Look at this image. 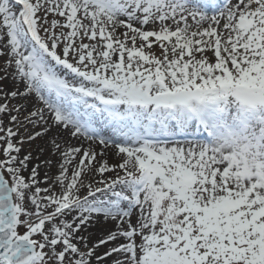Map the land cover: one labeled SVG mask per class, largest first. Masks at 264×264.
I'll return each instance as SVG.
<instances>
[{"label":"snow or ice","instance_id":"obj_1","mask_svg":"<svg viewBox=\"0 0 264 264\" xmlns=\"http://www.w3.org/2000/svg\"><path fill=\"white\" fill-rule=\"evenodd\" d=\"M0 61V264H264V0H0Z\"/></svg>","mask_w":264,"mask_h":264},{"label":"bare ground","instance_id":"obj_2","mask_svg":"<svg viewBox=\"0 0 264 264\" xmlns=\"http://www.w3.org/2000/svg\"><path fill=\"white\" fill-rule=\"evenodd\" d=\"M1 62H2V61H1ZM36 144H39V145H41V146H44V145H45V141H37ZM36 144H33V145H32V148H33V149H35ZM25 151H27V150H25ZM34 154H35V153H34ZM46 157H47V153L44 154V156L42 157V159H43V158H46ZM53 171H55V169H53ZM41 176H43V171H41Z\"/></svg>","mask_w":264,"mask_h":264},{"label":"rangeland","instance_id":"obj_3","mask_svg":"<svg viewBox=\"0 0 264 264\" xmlns=\"http://www.w3.org/2000/svg\"><path fill=\"white\" fill-rule=\"evenodd\" d=\"M0 64H2V62L0 61ZM25 150H29V148H28V146L27 145H25Z\"/></svg>","mask_w":264,"mask_h":264}]
</instances>
